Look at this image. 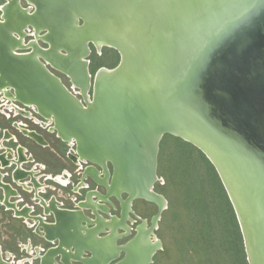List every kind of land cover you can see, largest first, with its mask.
<instances>
[{"label":"water","instance_id":"95a60500","mask_svg":"<svg viewBox=\"0 0 264 264\" xmlns=\"http://www.w3.org/2000/svg\"><path fill=\"white\" fill-rule=\"evenodd\" d=\"M20 1L1 7L0 72L53 110L79 152L104 167L102 199L116 196L121 203L112 250L86 241L90 233H101L98 225L86 224L82 230L88 235L68 244L73 250L66 255L108 264L124 252L115 264L153 263L162 246L155 229L168 205L154 189L160 143L173 134L199 147L216 167L248 261L264 264V0H28L36 5L33 12ZM28 26L45 30L42 36L37 31V38L50 46L34 43L31 52H16L23 47L16 33L23 37ZM99 41L116 49L120 60L98 69L90 100L85 57L90 43L99 49ZM40 55L83 87L86 105ZM217 155L227 164L223 170L237 173L241 184H232L237 194L244 193L240 205ZM140 198L154 202L158 212L149 224L143 218L136 234L119 245L116 240L131 234L128 220ZM86 249L93 252L90 258L82 256ZM56 256L64 260L65 254Z\"/></svg>","mask_w":264,"mask_h":264},{"label":"flooded vegetation","instance_id":"af4514ba","mask_svg":"<svg viewBox=\"0 0 264 264\" xmlns=\"http://www.w3.org/2000/svg\"><path fill=\"white\" fill-rule=\"evenodd\" d=\"M6 3L7 0L0 2V19L1 7ZM20 4L31 11L36 9V5L28 0H21ZM26 28L23 38L26 47H17L16 52H31L34 43L40 48L50 46L43 38H37L38 30L34 26ZM38 33L42 36L46 31L39 30ZM97 49L90 43V53L85 57L91 82L90 99L96 72L103 67L92 70L91 56ZM40 58L86 105L83 87L76 85L65 70L45 61L42 55ZM64 78L68 79L69 85ZM11 85L0 72V264H88L82 259L69 258L66 254L73 249L68 244L78 241L81 235H88L82 230L87 228L86 224L88 228L98 225L103 232L90 233L87 240L96 245L102 237H105L103 240L109 238V249L112 250L109 226L114 217L120 216L121 203L116 196L101 198L107 194L101 182L107 175L104 167L88 158L83 159L77 140L60 130L53 110L36 102L34 91H22ZM107 169L110 180L112 163H108ZM134 203L130 213L133 221L128 220L131 234L116 240L119 245L136 234V228L144 218L136 211ZM54 249L55 255L65 250L64 260L60 256L52 257ZM92 255L89 249L82 253L83 258ZM123 256L124 252L108 264H115Z\"/></svg>","mask_w":264,"mask_h":264},{"label":"rangeland","instance_id":"374dc122","mask_svg":"<svg viewBox=\"0 0 264 264\" xmlns=\"http://www.w3.org/2000/svg\"><path fill=\"white\" fill-rule=\"evenodd\" d=\"M91 59L92 70L111 68L119 63V53L103 46ZM64 82L70 83L67 78ZM158 176L154 189L166 196L168 205L155 229L162 246L152 264H250L228 193L216 167L199 147L180 136L165 134L160 143ZM134 205L149 223L158 212L154 202L142 198Z\"/></svg>","mask_w":264,"mask_h":264},{"label":"bare ground","instance_id":"6f19581e","mask_svg":"<svg viewBox=\"0 0 264 264\" xmlns=\"http://www.w3.org/2000/svg\"><path fill=\"white\" fill-rule=\"evenodd\" d=\"M3 8H9V4L8 3H6L5 5H3ZM27 10H29V12H33V11H31V9L30 8H27ZM3 19V18H2ZM2 19H0V20H2ZM25 29H27V28H25ZM35 29L36 30H38L39 31V29L38 28H36L35 27ZM17 34V33H16ZM17 35H19V36H21V38L20 37H17L18 39H19V43L17 44V45H22L23 47L25 46V45H23L22 44V40L21 39H23L24 38V36H25V34L23 33V37H22V35H20V34H17ZM37 36V35H36ZM21 42V43H20ZM32 43V42H31ZM15 45H16V42H15ZM102 48V42L101 41H99V49H101ZM88 58V57H87ZM49 63H51L52 61H48ZM2 83V82H1ZM4 85V84H3ZM12 86V85H11ZM19 86H17V88H18ZM20 88V87H19ZM22 91H24L25 89H22V88H20ZM90 100H92V98L90 99ZM29 105V104H28ZM216 152V151H215ZM218 157H219V162H220V167H221V170H222V172L224 173V175H225V177L227 178V180L229 181V183L232 185V190H233V193L235 194L234 196H236V198L235 199H237V202L239 203V205H240V201L241 200H243V199H245L244 198V193H242L243 191L241 190V192H239L238 191V194L236 193V189H235V187H234V184H232L233 182H235V184H241L240 182H238L237 183V180H238V177L236 178L235 176L237 175V173L236 172H232V171H227V167H225V169L226 170H223V164L222 163H224V165L226 164L225 163V161L222 159V157H221V155H217ZM84 158H86L84 155H83V159ZM216 159H218V158H216ZM87 160V159H86ZM227 165V164H226ZM231 179H232V181H231ZM236 180V181H235ZM231 185H230V187H231ZM242 196H243V199H242ZM101 198H102V196H101ZM117 218V217H116ZM113 221H112V223L110 224V228L112 229V228H114L113 227ZM101 229H99V232H102V231H100ZM105 230H106V228H105ZM104 230V231H105ZM112 235V234H111ZM114 235V234H113ZM93 237H95V236H93ZM103 239H105V237H102V239L101 240H99L100 242H99V247H102V249H109L110 248V246L111 245H108V243L110 244V240L107 242V245H104V246H100V245H102V243H104L106 240H103ZM107 240H108V238H106ZM149 239V238H148ZM148 239H144V240H146V241H148ZM86 241H88V240H86ZM146 241H144L143 242V244L145 243L146 244ZM253 242H254V238H253ZM63 244V243H62ZM113 245V244H112ZM69 247V246H68ZM68 247H67V249H68ZM56 249H54L53 250V256L55 255V253H56V251H55ZM99 250H100V248H99ZM106 250H103L104 251V253H105V251ZM68 251H70V250H68ZM64 252H65V250H64ZM64 252H63V254H64ZM100 255V257L101 256H104L105 254H99ZM97 263V262H96Z\"/></svg>","mask_w":264,"mask_h":264},{"label":"trees","instance_id":"16d2710c","mask_svg":"<svg viewBox=\"0 0 264 264\" xmlns=\"http://www.w3.org/2000/svg\"><path fill=\"white\" fill-rule=\"evenodd\" d=\"M217 174V173H216ZM231 205V204H230ZM233 208V207H232Z\"/></svg>","mask_w":264,"mask_h":264}]
</instances>
